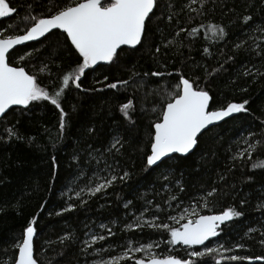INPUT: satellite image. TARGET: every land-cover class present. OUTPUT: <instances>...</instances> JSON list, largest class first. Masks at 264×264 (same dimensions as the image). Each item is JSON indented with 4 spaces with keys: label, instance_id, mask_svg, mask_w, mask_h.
<instances>
[{
    "label": "trees",
    "instance_id": "trees-1",
    "mask_svg": "<svg viewBox=\"0 0 264 264\" xmlns=\"http://www.w3.org/2000/svg\"><path fill=\"white\" fill-rule=\"evenodd\" d=\"M6 2L16 12L0 17V30L8 35H18L31 26V22L23 21L22 17L29 13L37 17L50 15L68 0ZM29 4L31 8L27 7ZM246 5L247 14L253 16L247 29L242 28L239 21L236 25L229 24L235 17L228 10L235 9L239 13ZM199 8L200 4L191 0H158L141 44L121 48L112 63L86 69L81 78V89L70 83L61 97V105L68 114L62 133L59 129L60 112L49 101L15 107L0 120V264H12L16 253L14 245L22 239L33 216L37 217L34 253L42 264H92L100 259L107 260L109 255H121V248L116 246L126 245L129 240L158 243L159 247L154 251L160 257L172 254L188 259L187 251L190 250L185 246L162 242L169 239L167 233L150 227L125 229L124 225L133 222V213L140 216L145 200H151L153 205L160 204L162 211L150 206L144 219L151 220L155 215L160 218L158 222L172 223L167 218L169 215H178L185 207L191 210L190 204L212 187L218 188L217 193L209 197L213 211L219 212L234 205L244 215L222 225L218 237L206 245L213 248L224 245L231 249L224 252L220 248L218 254L264 255V248L259 243L264 238V210L257 209L254 191L264 185V169L253 170L251 161L246 163V158H238L236 167L228 170L230 157L247 148L244 138L251 141L253 137L248 134L254 133L255 139L259 140L264 132V78L256 76L252 79L242 75L246 66L264 72V51L252 43L255 40L264 47V41L257 39L264 34L250 31L264 23V3L262 0H216L213 4L210 0L203 15L192 11ZM170 15L171 20L168 19ZM210 22L227 25L228 35L224 40L217 42L210 38V34L205 36V30L199 26ZM193 27L199 29L194 37L188 35ZM180 29L184 31L179 32ZM241 40L245 45L234 48L233 45ZM204 47L209 48L211 55L203 52ZM20 56L24 59L20 60ZM228 56L233 59L228 60ZM9 62L24 67L30 75L37 77L42 87L53 92L62 82V76L82 60L66 33L54 30L39 41L17 47L10 53ZM221 64L222 71L207 75ZM154 72L164 75L154 76L151 74ZM180 74L193 80L199 78V86L208 90L212 97L211 109L248 100L246 107L249 111L237 113L206 130L200 136L199 147L187 159L175 155L172 160L163 161L160 167L146 171L144 153L150 149L149 125L158 118L161 101L176 90ZM117 80L128 83L116 89L106 87ZM129 99L133 101L129 112L131 120L119 110V106ZM6 128L15 130L22 138L9 139L4 131ZM114 137L122 138L123 148L111 154L104 152ZM89 146L104 152L103 157L93 152L97 158L91 159ZM74 155L78 160L72 159ZM257 155L264 158V149L255 153L253 160ZM201 156L204 160L200 159ZM105 162L110 169L105 168ZM169 165L174 177L169 184L170 190L164 191L161 185L165 182L159 179V173L164 171L167 175ZM125 171L130 174L128 179H118L95 196L84 195L85 204L69 191H78L87 185L89 178L94 179L93 173L110 178L113 174L122 176ZM221 174L226 175L223 181L218 178ZM247 176L253 179L246 180ZM175 180L181 181L184 191L179 190ZM171 196L176 199L170 200ZM69 199L77 207L57 215L67 206ZM240 199H247L248 203L240 205ZM128 201H132L133 206L126 209L124 205ZM165 201H170L171 207ZM207 213L210 212L203 210L201 214ZM100 224L108 225L115 236H107L106 230L99 228ZM249 228L257 231L248 232ZM89 231L105 235L106 240L98 241L84 251L82 241L88 239L84 234ZM66 233L72 238L61 243L60 238ZM236 242L243 243L244 247L235 248ZM97 248L104 249V252L97 254ZM193 248L203 251V246ZM135 255L140 257L142 253ZM203 260L214 264L210 256L200 258L197 264ZM120 264L133 262L122 260ZM230 264H264V261H232Z\"/></svg>",
    "mask_w": 264,
    "mask_h": 264
},
{
    "label": "snow or ice",
    "instance_id": "snow-or-ice-1",
    "mask_svg": "<svg viewBox=\"0 0 264 264\" xmlns=\"http://www.w3.org/2000/svg\"><path fill=\"white\" fill-rule=\"evenodd\" d=\"M191 2H198L200 4L199 9H192V11H197L203 15L210 0H191ZM211 2L215 4L216 0H211ZM262 3H264V0H262ZM27 7L31 8L32 5L29 4ZM157 7L158 0H68V3L58 7L50 15L37 17L29 13L22 17L23 21L31 22V26L23 34L8 35L3 30H0V115L5 114L6 110L12 105L28 106L31 102L35 101H49L60 112L59 129L62 133L68 114L61 105V97L66 89L69 88L70 83L76 89H81V78L85 75L86 69L97 65L98 62H114L118 56V50L122 46L134 48L141 44L147 31V23L155 14ZM169 8H171V5H169ZM228 11L235 17V19L229 21V24L236 25L237 21H239L240 26L247 29V26L253 21V16L247 14L249 11L247 5L239 13L235 9H229ZM15 12L16 9L10 7L6 0H0V17H6ZM168 19L171 20L172 16H168ZM199 28L205 30L204 34L206 37L210 34V38L217 42L224 40L228 35L226 31L227 25L210 22L201 24ZM54 29H60L66 33L67 39L70 40L71 45L79 54L82 62L64 74L62 82L57 89L50 92L47 88L42 87L38 83L37 77L30 75L24 67L13 66L9 62V55L10 51L14 50V46L43 37ZM183 31L184 29L179 30V32ZM198 31V28L193 27L188 32V35L194 37ZM250 31H259L264 34V23ZM179 32H177V35H179ZM257 39L264 41V35L257 37ZM252 43L260 51H264V47L256 44L255 40ZM244 45L245 41L241 40L239 43L234 44L233 47L239 49ZM156 51L159 52V48ZM203 52L211 55L208 47H204ZM27 55H30V53ZM19 59L23 60L24 56H20ZM227 59L232 60L233 57L228 56ZM43 70L41 69V71ZM222 70V64L218 68H213L211 72H207L205 66V71L209 76L213 73L218 74ZM151 74L154 76L164 75L161 72ZM145 75L148 74L145 73ZM242 75L251 77L252 79H255L256 76L264 78V72H260L254 66L244 67ZM104 79L107 80L108 77L105 76ZM198 81L199 78L193 80L180 74L179 82L175 85L176 90L168 93L167 97L161 101L162 108L159 116L149 125L148 144L150 145V149L144 153L146 171L160 167L165 159L172 160L174 154H180V158L187 159L199 147L200 136L209 126L230 117L233 113H247L249 111L246 107L249 104L248 100H243L239 103L229 102L226 106L210 110L212 97L208 90L199 86ZM127 83L128 81L126 80H117L106 85V87L116 89L118 86H126ZM132 108L133 101L131 99L119 106L120 112L128 120H131L129 112ZM4 131L9 139L13 137L16 139L22 138L11 128H6ZM248 135L253 137V140L250 141L244 138L247 148L237 151L230 157L231 167L228 169L229 171L236 167L238 158H246V163L251 161L250 168L253 170L264 169V158L257 155L255 160H253L254 154L258 153L260 149H264V132L260 134L261 138L259 140L255 139L256 134L254 133H249ZM123 146L124 142L122 138L114 137L110 145L104 149V152L109 154L119 152ZM89 148L91 149V146ZM93 152L98 153L101 158L104 155V152L91 149L88 153L91 159L97 158L93 156ZM72 159L78 160V157L74 155ZM200 159L204 160V157L201 156ZM52 160L53 165H55L56 158L54 156ZM167 167L169 169L167 175H165L164 171L159 173V179L165 182L161 185L164 191L170 190L169 184L174 177L171 166ZM105 168L110 169L111 166L105 162ZM80 175H84L83 171L80 172ZM129 175L125 171L122 176L118 177L113 174L110 178H104L93 173L94 179L89 178L87 185L79 188L78 191L73 189H69V191L73 192L81 204H85L84 195L95 196L97 193H101L109 188L118 179L120 181L128 179ZM218 178L223 181L226 175L221 174ZM252 179V176L246 177V180L250 181ZM175 184L179 186L180 191H184L180 180H175ZM217 191V187H212L209 192L190 204L191 210H189V207H185L182 211L178 212V215H169L167 218L172 223L158 222L160 218L155 215L152 216L151 220L144 219V213L149 211L150 206L154 207L157 211H162L160 204L153 205L151 200H145V206H143L140 216L136 217L135 213H133V222L124 225L125 229L150 227L167 233L169 239L162 242L171 246L177 244L185 246L186 250H190L187 251L188 259L172 254L160 257L154 251L155 248L159 247L158 243H133V241L129 240L126 245L116 246L121 248V255H109L107 260L100 259L93 261L92 264H120L122 260H131L133 264H197L200 258L209 256L212 257L214 264H230L232 261H264V255H224L223 252L218 254V249L220 248H223L224 252H230L231 249L226 248L224 245H218L216 248L205 245V242L209 241L210 238L218 237L219 232L222 231L221 224L244 215L243 211L238 210L234 205L228 206L219 212L213 211L209 206L211 203L209 197H212ZM254 191L256 193L257 209L264 210V185H261L258 190ZM250 196L251 193L249 194ZM175 199V196L170 197V200ZM165 203L171 207L170 201H165ZM247 203V199L239 200L240 205H246ZM132 206V201H128L124 205L126 209ZM76 207L77 205L69 199L67 206L61 208L57 215L74 210ZM203 210H208L211 214H201ZM36 221L37 217L33 216L23 231L22 239L14 245L16 253L12 257V264H42L34 253V237L37 235ZM111 223H115V221ZM99 228L106 230L107 236H115V233L108 225L100 224ZM254 231L257 230L253 228L248 229V232ZM84 235L88 237V239L82 241L84 251H87L88 248L95 245L98 241L106 240L105 235L92 234L91 231L86 232ZM71 238V235L66 233L60 240L63 243L64 240ZM259 243L264 248V238L260 239ZM196 245L203 246V251L194 250L193 246ZM234 247L242 249L244 244L236 242ZM103 252L104 249L102 248L96 249L97 254H102ZM136 253H142V255L137 257ZM201 264H208V261L203 260Z\"/></svg>",
    "mask_w": 264,
    "mask_h": 264
},
{
    "label": "water",
    "instance_id": "water-1",
    "mask_svg": "<svg viewBox=\"0 0 264 264\" xmlns=\"http://www.w3.org/2000/svg\"><path fill=\"white\" fill-rule=\"evenodd\" d=\"M54 30H60V29H54ZM54 30H52V31H54ZM52 31H51V32H52ZM61 31H63V30H61ZM51 32H50V33H51ZM48 34H49V33L45 34V36H47ZM45 36H43V37H39V38H37V39H35V40H32V41L24 42L23 44L18 45V46H14V50H15L17 47H19V46H23V45H26V44H29V43H32V42L39 41V40L43 39ZM137 46H138V45H137ZM123 47H129V46H122L121 48H123ZM135 47H136V46H135ZM130 48H133V47H130ZM12 51H13V50H11L10 53H11ZM107 64H109V63L98 62L97 65H94V66H92V67H98V66H100V65H107ZM13 66H15V65H13ZM16 67H19V66H16ZM210 96H211V95H210ZM211 100H212V99H211ZM15 107H26V106H24V105H12V106L9 107L8 110H6V113H7L8 111H10L11 109L15 108ZM210 110H215V109H211V101H210ZM6 113H5V114H6ZM5 114L0 115V120L5 116ZM236 114H237V113H233V114H231L230 117H227V118H224V119L221 120V121L215 122L212 126H209L208 129L211 128V127H213V126H215V125H218V124L224 122L225 120L231 118L232 116H234V115H236ZM208 129H207V130H208ZM204 132H205V131H204ZM204 132H203V133H204ZM175 155L180 156V154H174V156H175ZM165 160H167V159H165ZM165 160H164V161H165ZM207 214H211V213H207ZM207 214H205V215H207ZM228 222H229V221H228ZM225 223H227V222H225ZM225 223H224V224H225ZM224 224H221V226L224 225ZM221 226H220V227H221ZM219 234H220V232H219ZM215 238H217V237H212V238H210L209 241H206V242H205V245H206L208 242L214 240ZM175 246H180V245L177 244V245H175ZM196 246H198V247H202V246H200V245H196Z\"/></svg>",
    "mask_w": 264,
    "mask_h": 264
}]
</instances>
